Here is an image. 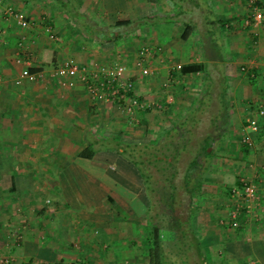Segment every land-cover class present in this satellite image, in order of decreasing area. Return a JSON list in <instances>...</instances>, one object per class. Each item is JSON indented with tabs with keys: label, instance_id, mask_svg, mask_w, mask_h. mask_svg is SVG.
I'll list each match as a JSON object with an SVG mask.
<instances>
[{
	"label": "crops",
	"instance_id": "crops-1",
	"mask_svg": "<svg viewBox=\"0 0 264 264\" xmlns=\"http://www.w3.org/2000/svg\"><path fill=\"white\" fill-rule=\"evenodd\" d=\"M66 1L72 11L83 15L86 26H82L75 15H68L70 10L67 9ZM200 2L211 3V9L219 19H252L250 0ZM6 3L20 11L30 24H17L12 16L4 12ZM255 3L264 9V0H255ZM191 4L197 6L200 3L196 0L191 1ZM104 12L109 16L113 13L120 15L110 24L97 23L98 19H103ZM132 12L137 13L138 17L150 13L142 0H0V76L3 79L0 83V264H78L83 260L82 255L87 260L90 251L80 252L77 244H82L75 226L78 220L71 222L66 217L68 212L77 211L80 202L77 204L76 199L81 198L85 203L86 209L80 210V207L78 212L83 211L86 215L96 212L94 208L88 211L87 208L91 206L103 212L104 198L118 199L128 191L132 193L130 196L134 191L137 196L143 195L141 177H133L134 169L128 165L130 163L112 149L113 141L117 138L108 133L118 132L114 127H122L123 132L130 134L134 132L129 122L132 118L118 107L115 100L97 101L89 95L83 83L77 81L70 85L66 76L50 80L24 77L16 82L23 68L45 72L66 59L92 65L126 63L128 68L124 76L134 81L139 94L160 103L159 106L169 103L165 110L164 107L160 108L165 114L159 111V106L140 111L139 119L144 126L141 132L145 131L146 126H151L155 132L160 128L162 134L166 135L175 132V124L178 125L177 131L181 132L179 127H185V123L180 126V121L176 123L173 119L163 128L155 118L158 115L160 119L181 117L192 110L194 98H187L186 93L194 88L195 80H204L209 86L213 82L218 83V80H226L225 86L229 93L241 101L238 108L244 117L255 106L251 103L252 98H258L255 104L264 103V78L261 77L264 72V19L245 24V27L236 24L237 30H228V34L223 37L226 40H222V45L227 44L228 49L225 45L218 51L211 47L209 53L212 56L204 57L202 48L199 46L198 49L195 42L196 35L199 39L202 35H199L198 27L195 26L192 33L183 38L184 27L176 20L157 19L154 23H150V20L141 27L130 28L127 33H117L119 27L115 29L112 26L115 20L138 18ZM157 12L158 15L162 13ZM92 24L100 30L99 34L89 33ZM50 32L54 33L53 37ZM114 35L115 38L119 37L120 42L111 39ZM139 36L143 39L141 45ZM145 43L155 46L150 59L154 69L151 75L143 74L135 64L138 51ZM220 50L223 57L214 54ZM237 61H241L238 72L233 70ZM177 63L182 67L176 68ZM193 65H201V68L185 70L187 66ZM169 89H172L170 93L175 92L176 98L172 103L167 102ZM252 135L261 139L257 147L251 148L252 153L262 156L264 130ZM92 144L95 151L88 157V147ZM149 144L151 142L144 140L141 145L144 147ZM115 161L120 162L123 168L119 170ZM220 166L218 164L217 167ZM219 170H223V167ZM120 172L125 174L119 176ZM211 174L207 184L215 183L217 188L220 186V190H209L217 201L213 205L216 208L224 197L221 193L226 187L221 186V173ZM122 176L125 178V187L120 181ZM109 180L114 190L117 189L115 184L119 183L120 189L123 188L122 194H118L117 190L110 193L111 189L106 184ZM48 191L55 193V200L46 198ZM98 204L102 207L95 206ZM245 225L254 232L250 233L248 240H233L232 246L238 249L226 261L221 257L218 260L221 264H244L247 261V256H241V246L244 245H248L247 255L253 258V264H264V221L259 224L254 222L253 227L251 223ZM242 227L240 224L239 229ZM104 229L109 241L120 244V247L122 239H128L127 226L116 223L111 226L110 222H106ZM208 241L209 244L212 242L210 238ZM199 256L202 257V254ZM6 258L10 259L9 263ZM110 258L115 257L103 258L94 254L92 261L95 262L92 264H100ZM146 261L149 264V258Z\"/></svg>",
	"mask_w": 264,
	"mask_h": 264
},
{
	"label": "rangeland",
	"instance_id": "rangeland-1",
	"mask_svg": "<svg viewBox=\"0 0 264 264\" xmlns=\"http://www.w3.org/2000/svg\"><path fill=\"white\" fill-rule=\"evenodd\" d=\"M72 1L79 2V0ZM186 1L188 2V0H178V5H174L170 0H142L145 9L150 11L149 15L146 16L148 19L144 20L142 18L145 16L138 17L137 13L132 12V15L135 14L138 17L136 19L132 18V23L134 24L127 27L121 26L118 29L124 34L130 31V28L134 29L135 27H141L140 25H145L150 20V23H154L158 18L160 19L164 15H167L164 16L167 18H163V20H170L168 18L171 17L175 18L176 22L180 24L181 27H184V19L186 20L187 17H191L193 20L190 22L198 27L197 31L199 35L203 33V36H201L203 39L206 37L207 31L209 30L207 28L210 27L211 21L208 22L207 19H212L216 22L215 27L217 25V28L222 29L223 37L228 34V30L233 28L237 30L235 28H238V26L245 27V19L243 20L242 18L238 20L226 17L219 19L220 17L211 9V3L209 5L202 4L200 0H198L200 4L192 6L191 1L196 0H191L190 3H186ZM205 1L207 2V0ZM227 6L228 5H226V7ZM191 7H193L194 12L187 13L186 11H190ZM182 9H186L184 11L185 13H183ZM172 10L174 11L172 12ZM157 11L162 13L158 15L159 12ZM174 12H177V16L173 15ZM70 14L71 11L68 15ZM75 15L78 17L82 26L87 25L82 14L75 13ZM103 15V19H98L97 23L103 24L106 22V24H110L120 13H113L109 16L104 12ZM139 19L143 21H139ZM82 23H84V25ZM236 24L238 26H236ZM89 33L99 34L100 30L92 24ZM112 40L116 43L120 42L119 37ZM139 40L141 45L143 42L141 36H139ZM225 40L224 38L223 41ZM195 42L198 49L202 48L199 42V36L197 35L195 37ZM224 45H222L223 48ZM225 46L228 49L227 44ZM230 55L232 54L230 53ZM224 59L225 58H223V60ZM226 60L228 61L227 58L225 61ZM240 65L241 61H237L238 67H234L233 70L238 72L237 68H239ZM225 84L226 80H218V83L213 82L210 86L208 83H204V80H195L194 88H192L190 93L187 92V94L185 92L187 98L191 96V99L194 98L192 102L194 106H191L192 110H189L186 115H182L181 117L170 116V118L166 117L160 119L161 117L159 118L158 115L155 118L157 124L161 123V127L163 128L168 124V121L171 122L173 119L176 120V123L180 121V126L185 123V127H179L181 132L175 131L177 134L180 133L179 136L182 137L180 140L177 139V134L175 132L171 136L168 134L163 135V131H161L160 128L155 132L151 129V126L150 128L146 126L145 131L141 132L144 127L140 121L141 119H131V121H129L131 128L134 130L132 134L123 132L122 127H114V130H118V132L114 133L111 131L108 133V135L111 134L117 138L116 140H120L123 147L127 141L131 144L133 143L134 146L140 145L139 149L142 153H139V157H137L138 161L135 162L130 160L129 151L122 153L119 149L121 147L116 148L114 151L118 152L121 158H124L125 162L130 163L128 165H131L134 169L132 170L134 174L133 177H141L143 181L141 193L143 195L137 196L135 191L132 196H130L132 193L129 191L123 195V188L120 189L121 186L119 183L115 184L118 194H122V196L117 197L118 199L113 197L104 198L103 207L105 209L103 212L91 206L87 208L88 211H92L94 208L96 212L92 211V214L85 213L86 215H84L83 211H81L82 213L78 212L80 207V210L86 209V207H84L85 203L83 204L81 198L76 199L75 202L77 204L80 202L77 211L75 213L68 212L66 217L71 220V222H76L75 219L78 220L75 226L79 230L78 237L80 236L79 238L82 242L81 245L77 242L80 246V252L88 253L90 251L89 255H87L89 259L85 260L86 256L82 255L83 260L78 264H92L95 262L92 261V255L94 254L101 257L103 256V258L107 256L112 258L115 257L114 259L110 258L112 261L107 259L102 262L100 261V264H148L146 259L149 258L147 252H149L151 244L148 221L150 215L154 217V221L160 226V238L163 241L164 251L167 256L171 257L174 261V263L171 264H221L218 261L221 257L226 261L232 258V252L238 249L237 246H235V248L232 246L233 240L235 241V239H237L240 240V242H242V240H248L247 237L251 232H254L253 229L250 230L249 226L245 224L251 223L253 227L254 222L257 221L259 224L264 221V179L261 178L262 176H259L260 173L264 174V154L262 153V156L257 153L254 155L251 150V148L257 147L261 139H256L252 135V143L245 149V145L241 140V130L245 124L244 120L246 117L239 113L238 107L241 101L236 99L233 94L229 93V89H227L228 87L225 86ZM171 90L172 89H169L167 92L170 93ZM170 94L173 95V99L176 98L175 92H171ZM194 96L197 97L195 98ZM257 102L258 98H252V105L256 106L257 104L255 103ZM167 104L159 106L158 109L164 107L163 109L165 110V106L168 107ZM163 109L159 111L165 114ZM167 113L168 112H166V114ZM187 126L190 127V129H187ZM176 127H178L177 124ZM175 129L176 128H174V130ZM193 132H196L201 137L209 132L212 135L210 139L212 146L209 145L208 148L210 147L209 150L214 148V153L205 161L203 158H200V164L196 163L188 167L192 156L188 155L187 151L190 150L193 152L192 147L194 144L192 143H194L195 140L188 143L190 144L188 147L184 142L187 141L185 138L188 136L192 137ZM201 137L198 139V146L202 144V141H200ZM144 140L151 142V144L143 147L141 144ZM204 141H206L205 138ZM177 146L181 149V156L178 159L175 157L173 158V156L177 154ZM183 149L185 151L181 152ZM260 149L263 150V147H260ZM235 160L237 161L236 163H234ZM115 162L118 164L119 170L123 168L120 162ZM218 164H221V166L222 164L224 165L222 166L223 170H219L222 167H217ZM211 172L221 173L223 175V184H221V186L226 187L221 193L224 194V197L220 199L219 207L216 208L213 207V205L217 201L213 199V193L209 192V190H220V186L217 188L214 182L213 185L207 184V181L210 180L209 177H212ZM124 174V172H120L119 176ZM109 177L110 176H108V179ZM237 177L238 181H242L243 183L249 181L256 185L258 198L253 202L254 206L251 207L249 211H247L244 206L246 202L245 198L233 194L231 190V188L241 189V187L236 184L237 181L235 179ZM121 178L122 180L120 181L125 187V178L123 176ZM181 179L187 182V187L185 188L187 190L185 191V189L183 190L177 187V192H175L177 197L174 199V196H171L174 193L172 184L175 183L179 185L183 182ZM106 184L111 189V194L113 191H116L111 186L110 180ZM147 184L148 186L152 185L150 191L153 199L151 200L150 195L147 194V190L145 189ZM202 190L204 191L203 193ZM46 193V198H48V200H55L56 196L53 191H48ZM188 200H190L191 203H188ZM178 201H181V203L178 204ZM95 206L102 207L100 204ZM74 207L73 205L72 208ZM125 207L127 211H125ZM233 212L237 214L236 218L232 216ZM77 214H80V216H76ZM185 218L187 220L184 221V225H189L185 226V228H187V230L190 228L192 233L189 236V238L191 237L189 242H191L192 239L194 241V247L189 249L186 245L188 244V239H185L181 234V231L185 229L181 228L179 224V220ZM106 222H110L111 226L115 223L121 224L123 227L127 226L129 236H127V240L122 239L120 242L122 243L121 247L120 244L109 241L104 231ZM240 224L244 227L239 229ZM67 236L68 234L66 237ZM208 238L212 241L210 244ZM86 240L88 243L87 246ZM92 247L94 249L89 250V248ZM248 249V245H244V247L241 246V256L245 258L247 256L246 262L252 264L253 258L247 255ZM199 254H202V257H200ZM6 259V262L9 263L10 259ZM240 261L242 262L243 259ZM236 262L238 261H235V263ZM246 262H244V264H247ZM37 263L46 264L45 262Z\"/></svg>",
	"mask_w": 264,
	"mask_h": 264
},
{
	"label": "built area",
	"instance_id": "built-area-1",
	"mask_svg": "<svg viewBox=\"0 0 264 264\" xmlns=\"http://www.w3.org/2000/svg\"><path fill=\"white\" fill-rule=\"evenodd\" d=\"M252 5V20L248 17L245 18V24L257 23L264 19V9L255 3V0H250ZM4 12L12 16L17 24L21 26H28L30 21L14 7L6 3L4 5ZM50 36L53 37L54 33L50 32ZM155 46L150 43L143 44L136 58L135 64L139 66L141 72L145 75H151L154 73V69L150 64L151 54L153 53ZM181 64H175L176 68H181ZM127 64L124 62H116L113 64H97L92 65L86 62H75L72 59H66L63 62L56 65L49 71H43L41 69L31 71L28 67L23 68L16 82H20L22 78L29 77L32 80H50L57 76H66L68 83L73 85L79 81L84 84L89 95L97 101H114L118 107L126 113L132 119H139L141 110H148L160 105L153 99L147 98L142 94H139L135 90L134 81L125 78L124 74L127 72ZM261 77L264 78V72ZM2 76H0V83L2 82ZM168 101L171 102L173 95L167 96ZM264 130V103L259 102L246 117L245 124L241 132V140L248 145L252 143V134L259 133ZM264 179V174H262ZM233 194H237L240 197L245 198V209L249 211L254 206L253 202L258 198L256 193V185L253 182L245 181L241 189H232ZM233 217L237 214L233 212ZM7 261V259H5ZM253 264V263H252Z\"/></svg>",
	"mask_w": 264,
	"mask_h": 264
},
{
	"label": "trees",
	"instance_id": "trees-1",
	"mask_svg": "<svg viewBox=\"0 0 264 264\" xmlns=\"http://www.w3.org/2000/svg\"><path fill=\"white\" fill-rule=\"evenodd\" d=\"M170 1L173 2L174 5H178L177 4L178 0H170ZM186 3H187V1H186ZM197 5H199V4H197ZM66 6H67V9L71 11V15L72 14L75 15V13H77L76 11H72L71 10V8L69 6V3L67 1H66ZM185 10L186 9H182L183 13H185L184 12ZM191 10H194L193 7H191ZM174 14H175V16H177V12L176 13H173V15ZM180 17H181V14H180ZM163 18H167V17H161L160 19H163ZM248 18H250V17H248ZM147 19H148V17L145 16L144 17V20H147ZM168 19L175 20V18H172V17L171 18H168ZM192 20L193 19H191V17H187L186 20L184 19L185 23H184V29H183V32H182V37L183 38H187L192 33V31L194 30V28H195V25L192 22H190ZM207 20H208V22L211 21L210 22V27L207 28V29H209L207 31V35L203 39V38H201V36H203V33H202V35H200V39H199L200 45L202 47V53H203L204 57H210L211 54L209 52H211V50H212L211 47H214L216 50L217 49H221L222 48V40H223L222 29L217 28V25L215 27L216 22L214 20H212V19L211 20L210 19H207ZM132 21L133 20L127 19V18H118V19L115 20V22L113 23L112 26L115 29L117 27H121V26H126L127 27V26H130L131 24H134V23H132ZM139 21H143V20H139ZM117 33L120 34V33H122V31H118ZM112 37H113L112 39H114L115 38V35L112 36ZM207 52H208V54H207ZM214 54L215 55H218L219 57L220 56L223 57V54H222L221 50L219 52H217V53H214ZM199 68H201V65H193V66H187L185 68V70L186 71H188L189 69L190 70L191 69L196 70V69H199ZM173 128H176L175 131L176 132H179V131H177L176 124L174 125ZM186 128L187 129H190V127H188V126ZM192 129H193V127H192ZM167 134L169 136H171L173 134V132L167 133ZM179 134L180 133L177 134V137L182 138L181 136H179ZM192 134H193L192 137H189V136L187 137L186 136L187 138H185V140L187 139V141L184 142L185 145L188 147L190 145L188 143H190L191 141L195 140L194 143H192V144H194L193 147H192L193 152H191L190 150L187 149L188 150L187 151L188 155H191L192 156L191 162H190V164H189L188 167H190V165L192 166V165H194L196 163L200 164V161H199L200 158H203L204 161H205L206 159L210 158L213 155V153H214V148H212L211 150L208 149V146L211 145L210 139L212 138V135L209 132L205 133L204 136H202V137L200 135H198L196 132H193ZM200 137H201V140L200 141H202V144L198 146L197 145L198 144V139ZM204 138L206 139V141H204ZM113 142H114V144L112 145V149H116L118 147H121L122 149L120 150V152L126 153L127 151H129V153H130L129 154L130 160H133L134 162L135 161H138V158L137 157H139V153H142V152H140L141 150L139 149V146L140 145L134 146L133 143L131 144L129 142H126L125 143V146L123 147V145H121V141L120 140H115ZM192 144H191V146H192ZM243 144L245 145V149H246L247 146H248V144L247 143H244V142H243ZM179 145H181V144H179ZM178 146L176 148L177 154L175 156H173V158L175 157L177 159L181 156V154H180V150L181 149ZM130 148H131V150H130ZM88 151L89 152H88L87 156L88 157H91L92 154L95 151V146L93 144L90 145L88 147ZM183 151H185V150L183 149L181 152H183ZM141 159H142V157H141ZM181 180L183 182L180 183L179 185H177L175 183L172 184L173 185L172 188L174 190L173 191L174 193L171 196L172 197L174 196L173 197L174 199H176V197H177L175 195V192H177V189H176L177 187H180L183 190L187 187V182H185L184 179H181ZM146 181H147V179H146ZM236 184L238 186L242 187L243 182L237 180ZM151 188H152V185L151 186H148V184H147L145 186V189L147 190V194L150 195V200L153 199V196L151 195V191H150ZM186 190L187 189H185V191ZM231 190H232V188H231ZM187 202L188 203H191L190 200H188ZM180 203H181V201H178V204H180ZM185 220H187V219L186 218L185 219H180L179 220V224H180L181 228H184L185 229V230H182V231L180 230V231H181L182 236L185 239H188V244H186V245L188 246L187 248L189 249V248L194 247V241L192 239V241L189 242V239L191 238V237L189 238V236L192 233L190 231L191 230L190 228H189V230H187V228H185V226H189V225H184L185 224L184 223ZM148 221H149V236H150V242H151L150 248H149V252H148V254H149V264H171V263H174V261L172 260V258L171 257H168L167 254L164 251L163 241L160 238V226H159V224L154 221V217H152L151 215H150V219Z\"/></svg>",
	"mask_w": 264,
	"mask_h": 264
}]
</instances>
